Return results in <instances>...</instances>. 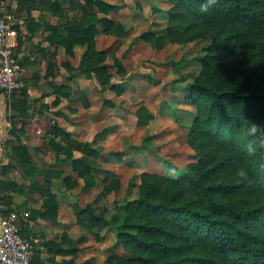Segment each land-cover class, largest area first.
Segmentation results:
<instances>
[{"label":"trees","instance_id":"trees-1","mask_svg":"<svg viewBox=\"0 0 264 264\" xmlns=\"http://www.w3.org/2000/svg\"><path fill=\"white\" fill-rule=\"evenodd\" d=\"M173 1L181 17L190 18L194 25H217L225 32L224 38L214 42L204 61V66L213 72L212 80H197L188 85L191 103L197 110L188 143L197 160L184 168L180 178L144 173L139 197L117 204L116 213L108 221L94 208L74 204L77 224L90 230L107 221L114 227L129 256L112 254L108 264H264V149L256 154L247 153L242 149L244 138L239 135L243 118L264 127V0ZM78 6L82 16L72 23L69 36L55 34L52 41L64 46L71 56L75 46L86 47L79 66L67 64V69L71 74L95 73L101 78L100 83L107 86L112 77L102 71L100 63L106 55L96 49V36L99 27L118 36L125 33V27L94 14L95 7L104 14L113 12L117 9L115 4L84 0ZM169 37L157 36L155 32L141 35L142 40L157 48L165 46ZM120 70L125 72L124 68ZM57 90L75 100L67 89ZM141 112L138 124L143 126L148 121V110L142 108ZM54 131L63 136L64 146L67 143L72 170L86 180L83 191H90L97 185L95 179H89L96 166L87 155L76 158L74 152H90L91 143L76 142L62 129ZM12 160L25 170L33 188L37 187L46 199L44 210L32 209L29 217L19 223L22 236L30 239L21 224L27 225L37 218L55 221L59 213L56 195L44 186L39 187L36 179L44 176L50 187L52 176L63 172L38 168L21 146L14 148ZM71 179L63 178L69 183L68 189L79 184L76 180L70 182ZM0 184V207L4 205L1 211L5 215L19 211L11 206L10 191L16 190L13 184ZM113 185L104 192H110ZM55 246L63 254L77 252L63 250L61 244Z\"/></svg>","mask_w":264,"mask_h":264},{"label":"rangeland","instance_id":"rangeland-1","mask_svg":"<svg viewBox=\"0 0 264 264\" xmlns=\"http://www.w3.org/2000/svg\"><path fill=\"white\" fill-rule=\"evenodd\" d=\"M109 2L117 5V9L108 13L107 18L125 27L122 36L105 33L100 27L103 32L96 39V49L106 55L100 64L102 71L111 74L109 85L103 86L95 73L70 80L77 99L63 101L59 109L61 117L54 115L58 109L46 110L44 129L40 134L35 132L32 138L33 146L39 148L34 154L38 165L58 168L66 162V165L62 164L65 173L52 176L50 187L48 181L44 185L51 192H58L56 197L63 198L64 210L69 208L67 200L70 199L82 208H94L107 221L116 213L117 204L139 197L144 173L180 178L184 168L197 160L196 152L188 143L197 113L190 100L188 85L197 80H212L213 72L204 66V61L214 42L225 37L220 26L205 28L194 25L190 18L181 17L173 0ZM146 32L170 37L165 46L157 48L141 39ZM77 52L75 64L82 54ZM61 81L68 80L65 77ZM142 108L148 110V121L143 126L138 124ZM53 121L65 126V132L72 140L84 145L91 143L90 152L86 153L84 149L74 155L76 158L87 155L96 166L89 179H95L97 185L90 191H83L86 180L72 170L67 159V143L65 146L61 143L45 145L46 130ZM37 123L43 127L40 121ZM57 140L62 142L63 136L59 135ZM50 172L58 171L52 169ZM14 175L17 182L28 188L29 182L24 176ZM67 176L72 177L70 182H79L70 191L69 183L63 181ZM111 184H114L112 190L104 192ZM31 198L41 205L38 194ZM45 200L42 196V202ZM107 221L89 231L81 229L76 235V246H81L75 249L79 250L80 264H108L112 254L129 256L118 241L116 230ZM64 236L70 241L67 233Z\"/></svg>","mask_w":264,"mask_h":264},{"label":"crops","instance_id":"crops-1","mask_svg":"<svg viewBox=\"0 0 264 264\" xmlns=\"http://www.w3.org/2000/svg\"><path fill=\"white\" fill-rule=\"evenodd\" d=\"M104 1L113 4L109 0ZM81 3H84V0H0V19L11 18V23L17 32V38H10L9 42L17 44L15 53L20 58L22 68L21 92L8 97L0 91V183L11 182L13 184V188L16 190L10 191L13 196L11 206L21 212H31L32 209L44 210V202H42L40 191L33 188L31 177L12 160L15 147L21 146L26 149L31 161L38 168L44 171L54 169L65 173L62 164L66 165V162L61 163L62 167L58 168H50L49 164H45V166L37 164L34 154L39 152V148L33 146L32 138L35 132L42 133L44 123L47 122L46 115L48 113L46 110L58 109L54 115L61 117L62 112L59 109L63 101L68 98L57 90L58 87H62L63 91L67 89L71 94V99H77L75 89L69 82L80 79L83 75L80 73L69 74L67 64L77 68L86 47L75 46L74 55L71 56L67 54L64 46L53 42L52 37L54 38L55 34L69 36L72 23L81 19L82 12L78 6ZM94 14L99 18L109 17L108 14L100 12L97 7L94 9ZM101 29L99 34L103 32ZM96 39H98V35ZM78 50L82 54L79 55L80 58L75 64ZM64 73L65 75L67 73V76ZM65 77L68 81H61ZM38 121L43 124V127L37 125ZM55 128L66 129L65 126L53 121L46 130L44 139L46 146L49 143L61 142L57 140L59 135H56ZM74 155H76V151ZM55 162H57L56 158ZM10 166L14 167L11 169ZM17 173L28 180V188L25 184L16 181L14 174ZM36 182L39 187L44 186L46 179L44 176H38ZM19 188L21 190H18ZM4 193L8 194L9 192L4 191ZM52 193L59 195L56 191H52ZM35 194L40 196L41 205L33 202L31 197ZM70 198L72 199V197ZM62 199L60 196L57 197L59 202L57 220L37 218L27 225L21 224L24 234L30 238L34 246L33 264H64L71 260L74 261V264H80L79 250L73 254H63L55 246L61 244L63 250L81 247L80 245L76 246V235L81 232V229H85L77 224L73 209L74 203L70 199L67 200L69 208L64 210ZM2 207L0 210L3 209ZM23 219L26 218L21 216L19 223H22ZM85 230L89 231V229ZM64 233L69 235L70 241L64 239Z\"/></svg>","mask_w":264,"mask_h":264},{"label":"built area","instance_id":"built-area-1","mask_svg":"<svg viewBox=\"0 0 264 264\" xmlns=\"http://www.w3.org/2000/svg\"><path fill=\"white\" fill-rule=\"evenodd\" d=\"M17 38L11 18L0 19V91L10 97L22 89V68L20 58L15 53ZM2 188L0 185V192ZM4 209V207H2ZM28 211L12 210L5 215L0 210V264H31L34 247L30 239L22 236L19 226L21 216L28 218Z\"/></svg>","mask_w":264,"mask_h":264},{"label":"clouds","instance_id":"clouds-1","mask_svg":"<svg viewBox=\"0 0 264 264\" xmlns=\"http://www.w3.org/2000/svg\"><path fill=\"white\" fill-rule=\"evenodd\" d=\"M239 135L244 138L242 149L249 154H256L264 149V127L246 118L240 120ZM240 174L244 175L243 169Z\"/></svg>","mask_w":264,"mask_h":264}]
</instances>
